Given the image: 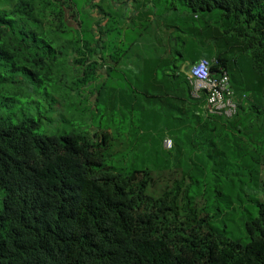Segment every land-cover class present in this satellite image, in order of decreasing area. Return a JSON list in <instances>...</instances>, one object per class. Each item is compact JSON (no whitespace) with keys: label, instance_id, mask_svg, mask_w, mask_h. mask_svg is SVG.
<instances>
[{"label":"trees","instance_id":"1","mask_svg":"<svg viewBox=\"0 0 264 264\" xmlns=\"http://www.w3.org/2000/svg\"><path fill=\"white\" fill-rule=\"evenodd\" d=\"M178 1L209 54L174 55L164 21L128 42L92 0H0V106L40 88L75 121L0 115V264H264V0ZM201 58L231 116L191 95Z\"/></svg>","mask_w":264,"mask_h":264},{"label":"rangeland","instance_id":"2","mask_svg":"<svg viewBox=\"0 0 264 264\" xmlns=\"http://www.w3.org/2000/svg\"><path fill=\"white\" fill-rule=\"evenodd\" d=\"M87 1L89 0H81L82 10L88 8ZM142 1L143 0H92L96 5L93 12L100 7L112 14L113 20L122 19L125 24L121 23V25H123L121 38H127L128 42L145 41L147 43L157 39V36L161 37L158 33L155 34L153 32L150 34V31L144 28H146V24L149 25L148 27L153 28L155 24H160L161 21H164L165 24L169 25V33H171L173 37H176L178 41L175 49H173L175 51L174 55H177V52H179L185 56L190 48L193 52L209 54L211 50L210 47L215 45L214 37L196 38L184 29L182 18L188 17L190 21L196 24L199 23L201 19L199 17L195 18L191 10L183 8L178 0L174 2L168 0L170 1L169 5L168 2H166L167 0ZM165 7L169 10H166ZM198 16H201V14H198ZM137 34H141L140 37L139 35L136 37ZM183 41L185 43H182ZM157 46V51L161 52L162 49L160 45L158 44ZM141 51L143 52L142 47L135 45V48H132L129 53L133 52L134 54L140 55ZM6 97L9 98L5 99V103L2 107L0 106V115L4 118H9L13 123H17L23 118L40 119L41 124L37 132L48 135L54 134L61 130V128H65L68 123L69 125L70 123L73 125L75 122L74 119L69 117L70 112L66 110V106H63L56 100L58 97L54 93L45 94L44 91L39 88L35 92L28 93L23 97L11 95H6ZM127 110V108L121 109L124 114H127ZM113 118L116 119V123L119 122V110H115ZM233 218V220H227V236H232V229L237 233L239 229H242L241 225H243V218L240 212L235 214Z\"/></svg>","mask_w":264,"mask_h":264},{"label":"built area","instance_id":"3","mask_svg":"<svg viewBox=\"0 0 264 264\" xmlns=\"http://www.w3.org/2000/svg\"><path fill=\"white\" fill-rule=\"evenodd\" d=\"M188 77L192 86L191 95L198 97L200 91H205L207 112L210 114H223L231 116L236 111V103L231 99L232 90L228 84L225 73L216 77L211 75L208 61L201 58L190 66ZM164 147L171 146V139H163Z\"/></svg>","mask_w":264,"mask_h":264},{"label":"crops","instance_id":"4","mask_svg":"<svg viewBox=\"0 0 264 264\" xmlns=\"http://www.w3.org/2000/svg\"><path fill=\"white\" fill-rule=\"evenodd\" d=\"M141 58H142V57H141ZM134 63H136V62H134ZM134 67H135V65H134ZM134 67H133V68H134Z\"/></svg>","mask_w":264,"mask_h":264}]
</instances>
